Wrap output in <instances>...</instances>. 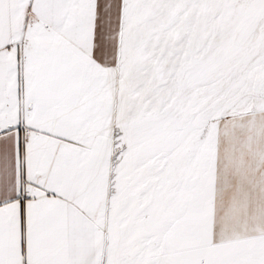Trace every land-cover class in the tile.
I'll use <instances>...</instances> for the list:
<instances>
[{"label": "snow or ice", "instance_id": "obj_1", "mask_svg": "<svg viewBox=\"0 0 264 264\" xmlns=\"http://www.w3.org/2000/svg\"><path fill=\"white\" fill-rule=\"evenodd\" d=\"M0 264H264V0H0Z\"/></svg>", "mask_w": 264, "mask_h": 264}]
</instances>
